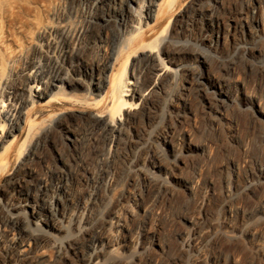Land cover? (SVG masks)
Instances as JSON below:
<instances>
[{
	"label": "bare ground",
	"instance_id": "bare-ground-1",
	"mask_svg": "<svg viewBox=\"0 0 264 264\" xmlns=\"http://www.w3.org/2000/svg\"><path fill=\"white\" fill-rule=\"evenodd\" d=\"M35 2L0 0V264H54L46 253L50 248L59 254L57 264L142 262L146 249L140 239L134 240L138 221L128 201L141 212L148 200L167 192L161 188L165 181L152 185L149 176L168 168L162 155L176 159L181 154L175 146L176 128L195 116L193 107L201 106L218 125L231 122L226 109L233 104L264 119L263 108L245 94L242 84L232 86L207 67V56L213 55L228 72L233 69L230 56L255 52L264 65V48L245 41L247 36L254 39L262 24L264 0H247L244 12L227 19L219 15L223 0H195L166 32L150 40V22L157 21L163 0H69L48 9L46 16L33 10ZM18 11L24 17L19 15L17 28L9 29ZM237 35L241 41L232 42V53L218 55L227 36L235 40ZM89 45L95 54L91 63L82 56ZM126 50L134 57L115 69ZM69 114L80 116L86 127L73 130ZM81 145L94 150L100 170L82 168L79 179L88 189L74 196L70 175L82 158ZM182 146L196 158L209 152L187 138ZM47 154L52 171L46 166ZM116 158L129 174L125 188L116 198L110 189L105 202L100 189L109 178L107 170L99 172L101 162ZM235 170L231 163L221 190L225 215L236 191L248 194L264 183L260 166L254 179L245 177L241 184L233 180ZM197 176L178 177L181 190L191 192ZM222 222L207 225L205 232L218 227L233 236L232 225ZM205 232L179 236V246L196 248L193 264H221L200 254L197 247L208 236ZM117 248L128 251L129 258L116 256L119 261L108 262L110 253L118 255Z\"/></svg>",
	"mask_w": 264,
	"mask_h": 264
},
{
	"label": "rangeland",
	"instance_id": "rangeland-1",
	"mask_svg": "<svg viewBox=\"0 0 264 264\" xmlns=\"http://www.w3.org/2000/svg\"><path fill=\"white\" fill-rule=\"evenodd\" d=\"M68 1L37 0L32 4V8L34 7L35 12L46 16L48 9L63 5ZM194 1L163 0L156 16L157 21L155 24L150 22L149 27L152 28V35L150 34L148 39L150 40L153 35L162 30L166 32V29L178 14L188 8ZM246 2L247 0H223V7L220 9L219 15L225 19L230 16L235 18L238 16L237 13L244 12ZM14 15L15 20H9V22L11 21L8 23L9 29L11 27H14L13 29L17 28L18 25L16 24L21 19L20 17H24V12L18 11ZM19 15L20 17H18ZM256 32L254 39L247 36L245 41L250 45H254L257 49L264 48V19ZM237 37H233L235 40H232V37L227 36L225 45H222L221 50L217 52L218 55L224 58L225 55H230L233 50L232 42L241 41L238 35ZM183 39L180 38V40ZM92 49H94L92 45L91 47L89 45L82 54L87 63L95 61V54ZM134 54L132 50L124 51L114 64L115 69L121 68L126 62H129ZM254 54L251 57L241 56L240 53L230 56L229 59L233 62V69L228 72L218 66V58L209 55L207 56V67L216 77L228 81L232 86L233 84H242L245 94L249 98H255L264 110V65L260 61L258 62V59L261 58L258 52ZM160 105L161 107L163 105L161 101ZM193 108L195 116L185 118L181 128H176L178 135L175 139V146L181 154L176 159H173L170 155H162L161 161L168 168L166 171H154V175L149 176L152 185H155L160 179L163 182L165 181L167 187L164 184L161 188L167 189V192L164 195L158 194V198L155 197L152 200L153 203L148 200L145 210L141 212L137 210L134 203H130L126 199L125 202L123 200L124 203L128 201L134 215L136 213V216H133L134 221H138V228L133 230L134 240L140 239L146 249L144 251L146 257L141 260L143 263L139 261L137 264H193L192 259L196 253V248H180V238L182 235L194 234L199 230L205 232L207 225L211 223L221 224L223 219L228 221L230 226L232 225L233 230L231 233L233 236L225 235V233L216 229L218 227L213 231L205 232L204 235L208 236L204 237L205 240L203 239L197 247L200 248V254L204 255L203 257L206 256V260H217L221 264H264V183L258 184L248 194L239 190L236 191L232 201L230 200L231 212L229 215H225V197L221 191L225 181L230 178L229 165L231 163L236 165L234 175H231L238 184H241L245 177L254 179L253 172L257 166L264 169V119L258 115H250L249 110L233 104L226 109V115L231 122L226 125L225 123L218 125L213 116L201 110V106L195 105ZM159 115L160 109L157 110L154 116L158 119ZM68 116L73 130L81 131L86 127L80 116L74 114ZM163 123L167 124L168 120H164ZM184 138L193 143L203 144L207 148H205L206 151H209L208 154L196 158L191 153H187L188 151L186 152L182 146ZM58 147L68 157L67 150L61 144H58ZM79 151L82 158L79 161V166L75 167L76 170L74 169V172L70 175V187L74 196H83L88 189L79 179L82 168L86 167V169L96 172L100 170L96 159H94L95 157H93V149H90L87 145H81ZM46 157L48 162L46 166L50 167L49 169L52 171L51 157L48 154ZM14 162L15 158L13 157L10 167L14 166ZM126 167L127 165L120 158H116L109 163L101 162V168L104 171L99 172L104 173L107 170L106 173L109 178L106 183L101 185L102 188L100 189L105 202L108 201L110 189H114L113 195L116 198L119 192L125 188L126 178L129 174ZM36 168L41 169L39 164L36 165ZM44 170L46 169L42 167L41 171L44 173H41L45 174ZM194 172L198 175L196 178L197 185L195 184V189L193 188L191 192L185 193L181 190L177 180L192 179ZM128 188L132 189V186H128ZM210 189H213L211 194L209 193ZM166 194L167 196H165ZM203 197L204 201L202 200ZM144 200H146V196H144ZM98 210L101 213L105 211L101 207ZM217 231L218 233H216ZM117 250L118 255H115V257L112 253L107 256L108 262H117L120 260L119 257L129 258L128 251L125 252L121 248H117ZM46 251L50 261L57 264L60 257L56 250L50 248Z\"/></svg>",
	"mask_w": 264,
	"mask_h": 264
}]
</instances>
